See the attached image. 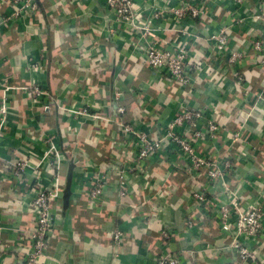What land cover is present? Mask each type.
Listing matches in <instances>:
<instances>
[{"label":"crops","instance_id":"obj_1","mask_svg":"<svg viewBox=\"0 0 264 264\" xmlns=\"http://www.w3.org/2000/svg\"><path fill=\"white\" fill-rule=\"evenodd\" d=\"M27 1L33 5L10 17L12 0H0V107L3 101L7 107L0 115V225L7 244L0 264H18L28 251L35 174L49 184V169L41 160L48 135L76 154L69 207L64 215L59 209L41 264H155L161 254L177 256L180 264H238L225 247L230 237L217 222V207L233 198L241 208L254 201L264 205V63H252L251 40L259 25L248 20L251 10H240L246 20L238 31L234 27L233 43L243 54L232 65L208 41L221 25L232 24L237 10L232 0H135L139 17L152 20L160 44L187 41L191 82L179 85L145 63L140 48L145 39L131 25L117 23L105 0ZM263 1L249 4L254 9ZM187 5L203 7L205 15L180 18L161 10L152 15ZM183 30L190 36L183 37ZM31 86L43 93L31 95ZM181 104L201 108L219 124V134L196 147L222 169L229 159L217 183L202 173L191 176L186 156L166 139ZM117 105L124 107L123 114ZM123 123L164 139L160 152L138 169L127 168L136 149ZM19 159L28 163L22 182L7 166ZM94 165H100L106 182L98 201L85 190ZM66 170L67 161L55 176L63 187ZM53 179L50 172V184ZM194 191L206 200L197 201ZM115 228L126 242L112 239Z\"/></svg>","mask_w":264,"mask_h":264},{"label":"built area","instance_id":"obj_2","mask_svg":"<svg viewBox=\"0 0 264 264\" xmlns=\"http://www.w3.org/2000/svg\"><path fill=\"white\" fill-rule=\"evenodd\" d=\"M237 7L236 14L231 15V25H221L216 31L208 36V41L213 43L216 51L224 53L226 61L234 64L243 52L238 44H234V27L237 31L244 24V17L240 15V10L250 9L251 14L247 15L248 20L258 23V35L251 40L252 51L255 54L253 65L264 63V1L257 8H252L249 0H232ZM23 2L19 6V3ZM13 11L10 17H19L22 10L27 9L30 4L27 0H12ZM157 3V2H155ZM106 10L113 15V18L119 24H129L144 39V44L140 46L145 63L158 73L165 74L173 83L187 85L191 82V60L190 48L186 40L179 39L175 44L163 45L157 41L153 34V23L151 19L139 17L138 7L135 0H105ZM161 10V11H160ZM163 11H171L176 17H182L185 13L190 16L201 18L205 15V9L200 6L187 5L182 8L165 7L154 10V17L159 16ZM8 17L3 21H7ZM183 37L190 36L183 30ZM198 68L202 69V63L197 62ZM238 80L241 76L237 75ZM31 95L36 96L43 93L37 86L29 87ZM120 92L114 93V98L119 99ZM7 107L4 101L0 107V115L3 118ZM86 109L73 110L71 113H86ZM118 114H123L124 107L117 105ZM185 127L183 131L175 132V127ZM187 127H189L187 130ZM201 128H204L201 129ZM219 124L201 108H194L181 104L179 109L169 123L165 131L166 139L181 151L187 158V171L191 176L202 173L207 181L217 183L222 179L223 171L230 166L229 159L223 161V169L215 158H207L197 153V142L202 139H212L219 133ZM124 132L134 140L136 151L132 158H128L130 165L128 169H138L143 165V161L149 157L158 154L163 145V138H150L145 132L133 128L128 123H123ZM187 130V131H186ZM186 131V132H185ZM235 134V133H234ZM237 138V133L235 134ZM42 155V162L49 169L47 180L49 184L44 183V175L40 172L35 174L36 186L32 188V199L29 203L30 210L33 212V229L29 232V248L24 258L18 264H41L42 259L47 257V251L55 229V220L61 209V193L63 184L58 185L56 173L60 163H66L68 159H75V152H69L64 145H58L54 140V135H48ZM25 159H19L7 166L12 170L15 179L22 182L25 179V170L27 168ZM51 168V169H50ZM87 174L85 190L91 200H102L105 195L106 182L103 181V170L100 165H94ZM50 172L53 175V181L50 184ZM122 194V192H120ZM192 196L197 201H205V195L200 191H194ZM264 205L260 201H254L250 206L241 208L236 198L228 203H220L217 207V219L220 228L226 231L230 237L225 243V247L234 252V261L238 264L256 263L264 264V259L260 261L259 248L264 244ZM189 224V223H188ZM2 226L0 225V256L6 251L7 244L2 240ZM112 239L117 243L126 242L124 232L120 228H115L112 233ZM163 235L169 238V233L163 229ZM155 264H180L177 256L161 254L155 257Z\"/></svg>","mask_w":264,"mask_h":264},{"label":"water","instance_id":"obj_3","mask_svg":"<svg viewBox=\"0 0 264 264\" xmlns=\"http://www.w3.org/2000/svg\"><path fill=\"white\" fill-rule=\"evenodd\" d=\"M75 162L73 159H68L67 170L64 178V187L61 193V211L63 215L67 211L70 203V197L72 195V175Z\"/></svg>","mask_w":264,"mask_h":264},{"label":"trees","instance_id":"obj_4","mask_svg":"<svg viewBox=\"0 0 264 264\" xmlns=\"http://www.w3.org/2000/svg\"><path fill=\"white\" fill-rule=\"evenodd\" d=\"M95 205V204H94ZM92 203L89 204V207H93L94 206Z\"/></svg>","mask_w":264,"mask_h":264}]
</instances>
